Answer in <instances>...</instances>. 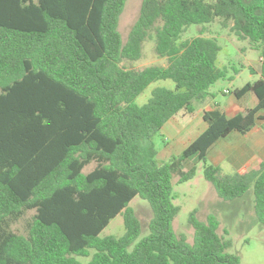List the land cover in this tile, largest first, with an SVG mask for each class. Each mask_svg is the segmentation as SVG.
<instances>
[{"label": "trees", "instance_id": "obj_1", "mask_svg": "<svg viewBox=\"0 0 264 264\" xmlns=\"http://www.w3.org/2000/svg\"><path fill=\"white\" fill-rule=\"evenodd\" d=\"M125 2L0 0V264H81L75 257L90 250L88 264H240L213 215L201 223L190 213L191 244L173 230L179 207L172 180L194 178L196 166L182 170L192 157L220 198L252 189L264 226V165L221 175L206 159L229 134H246L258 122L264 130V0H142L124 43L118 24ZM216 19L260 54V77L233 91L236 99L253 94L257 105L231 119L204 112L206 129L161 163L152 138L178 113L192 114L193 102L227 77L215 38L202 32L181 41L187 27ZM149 39L167 65L124 68ZM165 80L174 90L155 88L145 104L135 103ZM135 197L152 211L141 238L129 207ZM28 212L25 233L12 231ZM118 215L123 235L100 237Z\"/></svg>", "mask_w": 264, "mask_h": 264}, {"label": "rangeland", "instance_id": "obj_2", "mask_svg": "<svg viewBox=\"0 0 264 264\" xmlns=\"http://www.w3.org/2000/svg\"><path fill=\"white\" fill-rule=\"evenodd\" d=\"M142 0H126L124 9L119 17L118 31L122 41L125 43L128 34L137 21ZM203 32V36L215 38L220 52L217 58V66L226 69L227 77L214 84L210 91L214 94V101L223 105L228 98H233V91L253 82L260 77V54L252 50L247 41H238L234 33L228 27H221L218 19L208 25H191L183 33L181 41L189 40ZM153 39L143 43L142 53L139 60L135 62H123L126 69L142 70L146 67H165L167 60L157 57L155 54ZM254 71L255 73L251 72ZM155 88H166L174 90V83L170 80L156 81L151 83L142 94L137 97L135 103L139 106L145 104ZM224 91H227L225 94ZM224 92V93H223ZM207 106V105H205ZM195 112L199 113L196 101L192 104ZM192 121L194 128L201 126L199 118L188 119ZM188 139L184 142H187ZM167 136L159 133L152 138V143L159 153L161 163L168 161L171 157L178 156L183 151V145L173 147L170 151L165 147ZM187 145V144H186ZM166 154L164 155V150ZM164 155V156H163ZM167 159V160H165ZM210 164V162H207ZM196 166V174L193 179L179 183L177 178L172 180L173 204L179 207V212L173 220V230L176 235L184 236L188 243L193 242L194 230L188 223L191 212L196 211V218L201 223H206L209 215H213L219 222L218 234L225 236L232 242L230 253L236 255L240 264H264V226L257 222L254 213L253 193L250 189L243 196L224 200L220 198L213 185L203 176V165L196 157L190 158L182 167L187 171ZM90 165L84 169L88 173L93 169ZM221 175L232 174L234 171L221 167ZM141 224V237L148 235L149 222L152 219V211L149 204L135 197L129 204ZM33 212H28L23 219L11 225L10 229L18 234H24L26 223L32 217ZM226 232V235L225 233ZM124 233L123 219L121 215L112 219L108 226L101 232L100 237H120ZM95 251L90 250L89 257H75L81 264H88Z\"/></svg>", "mask_w": 264, "mask_h": 264}, {"label": "crops", "instance_id": "obj_3", "mask_svg": "<svg viewBox=\"0 0 264 264\" xmlns=\"http://www.w3.org/2000/svg\"><path fill=\"white\" fill-rule=\"evenodd\" d=\"M196 103L199 106V113L195 112V110L192 114L180 112L162 128L160 134L165 133L167 136L165 144L167 150L170 151L178 145H183L184 150L206 129L207 125L202 118L204 112L217 109L228 119H231L238 114L244 113L247 109L255 107L257 98L253 94H248L241 99H236L233 96V98H228L221 106L215 103L214 94L209 89L203 100ZM261 116L264 117V113H261ZM194 118H199L201 121V126L198 129L194 128L192 121H188V119ZM261 124L262 122H258L246 134L233 132L226 138L216 142L207 152L206 159L207 162H210L209 165L220 169L223 166L233 170V173H246L257 169L261 164L264 165V130ZM187 139L189 143L184 142ZM166 149L164 150V155L166 154ZM157 159H160L159 153H157Z\"/></svg>", "mask_w": 264, "mask_h": 264}, {"label": "built area", "instance_id": "obj_4", "mask_svg": "<svg viewBox=\"0 0 264 264\" xmlns=\"http://www.w3.org/2000/svg\"><path fill=\"white\" fill-rule=\"evenodd\" d=\"M225 93H227V91H224Z\"/></svg>", "mask_w": 264, "mask_h": 264}]
</instances>
